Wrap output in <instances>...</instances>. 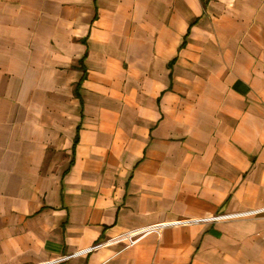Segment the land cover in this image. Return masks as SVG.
Masks as SVG:
<instances>
[{
	"label": "crops",
	"instance_id": "0c3cea01",
	"mask_svg": "<svg viewBox=\"0 0 264 264\" xmlns=\"http://www.w3.org/2000/svg\"><path fill=\"white\" fill-rule=\"evenodd\" d=\"M264 0H0V264H264Z\"/></svg>",
	"mask_w": 264,
	"mask_h": 264
},
{
	"label": "built area",
	"instance_id": "2783aa9c",
	"mask_svg": "<svg viewBox=\"0 0 264 264\" xmlns=\"http://www.w3.org/2000/svg\"><path fill=\"white\" fill-rule=\"evenodd\" d=\"M264 214V207L260 209H255L252 211L242 212V213H233V214H221L213 217H206L201 219H183L179 221H175L173 223H170L171 225H190L195 223H208V222H218L223 220H229V219H237V218H244V217H252V216H259ZM168 224H154L150 225L143 229H134L125 233H122L116 237L110 238L106 241H102L100 243H97L96 245L82 249L72 255H68L64 258L55 260V261H49V262H43L39 264H54L58 263L64 259H69L71 257L77 256V255H84L89 254L93 252L94 250L103 247L105 245H111V244H117V243H126L131 244L137 240H139L141 237H143L146 233L151 231H157L162 229L163 227L167 226Z\"/></svg>",
	"mask_w": 264,
	"mask_h": 264
}]
</instances>
